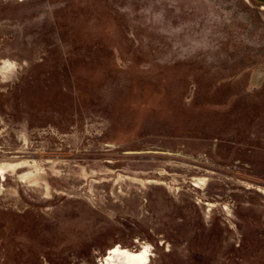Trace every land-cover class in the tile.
Returning <instances> with one entry per match:
<instances>
[{"label": "rangeland", "instance_id": "1", "mask_svg": "<svg viewBox=\"0 0 264 264\" xmlns=\"http://www.w3.org/2000/svg\"><path fill=\"white\" fill-rule=\"evenodd\" d=\"M262 1L0 0V264H264Z\"/></svg>", "mask_w": 264, "mask_h": 264}, {"label": "bare ground", "instance_id": "2", "mask_svg": "<svg viewBox=\"0 0 264 264\" xmlns=\"http://www.w3.org/2000/svg\"><path fill=\"white\" fill-rule=\"evenodd\" d=\"M113 255L117 256V257H118V255L123 256L126 259V264H150V252L148 250H144V251L139 252V253L138 252H135V253L132 252L131 253L128 251H123V249L122 250L117 249V250L113 251ZM112 261L114 262V260H112ZM120 261L123 262L122 260H120Z\"/></svg>", "mask_w": 264, "mask_h": 264}, {"label": "water", "instance_id": "3", "mask_svg": "<svg viewBox=\"0 0 264 264\" xmlns=\"http://www.w3.org/2000/svg\"><path fill=\"white\" fill-rule=\"evenodd\" d=\"M262 2H264V1H262Z\"/></svg>", "mask_w": 264, "mask_h": 264}]
</instances>
